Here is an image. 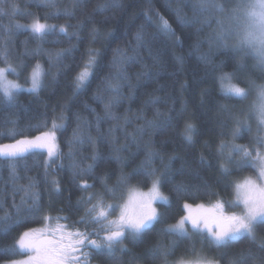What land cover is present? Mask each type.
<instances>
[{
    "label": "trees",
    "instance_id": "trees-1",
    "mask_svg": "<svg viewBox=\"0 0 264 264\" xmlns=\"http://www.w3.org/2000/svg\"><path fill=\"white\" fill-rule=\"evenodd\" d=\"M100 2L103 0H80L79 3L76 0H54L53 7L49 6V0H0V67H7L4 62L6 56L8 63L18 73L9 72L8 78L24 86L29 84L30 74L37 63L47 73L42 77V87L38 92L19 91L13 103H0V145H11L23 139L31 140L51 129L54 116L59 117L63 113L66 118L64 121L57 120V123L66 125L56 133V143L61 155L47 169L46 150L25 153L15 161L0 159V215L9 212L12 213L13 220L17 219L13 204L15 202L20 205L21 199L25 198L20 215L27 216L28 220L21 226L14 227L9 235H0V249L10 244L12 238L24 230L42 225L44 216L67 217L59 223L66 225L68 231H85L86 228L91 231L97 227L78 223L86 207L78 201L89 193H100L105 203L119 204L132 188L149 187L151 179L133 175L128 184L117 189L113 195L105 192L100 178L106 177L108 186L112 187L122 172L127 174L139 169L145 161V143L150 142V147L155 152L152 167L157 169L161 177V192L168 197L167 204H155L157 211L162 213L160 221L136 239L127 236L120 244L115 245L113 252L104 250L97 253L84 248V252L89 253L88 262L175 264L180 259H192L202 254L218 264H229L233 257L239 258L242 254L243 264H260L264 260V225L256 227L255 241L242 237L228 247L221 248L211 245L206 233L193 231L181 236L164 229L184 214L185 203L196 205L220 201L228 210H240V206H228V202L234 199V184L246 175H255L256 167L246 166L237 170L226 158L232 144L248 146L253 156L256 155L254 149L261 152L264 150L254 139L263 135L262 131L258 132L255 114H252L250 107L252 86L249 83H261L264 75L254 69L255 64L249 55L230 45L216 47L207 42L217 27L215 20L211 27L200 24L181 26L175 14L165 7L167 0H151L152 21L144 15L150 7L148 0H115L117 6L104 12H95L94 9ZM218 2L230 9L236 0ZM171 3L172 7L176 6V0H171ZM65 9L73 10L74 14H63ZM155 12H159L169 22L175 30V38L168 37L157 29L158 18ZM182 14L191 21V6L183 7ZM34 19L56 25L57 28L41 37L32 33L29 28L16 27L31 25ZM60 25L67 28L68 35L59 31ZM141 25L144 26L147 43L138 49V61L127 66L130 77L127 83H131L133 87L122 89L123 102L113 108L117 115H127L131 123L124 126L123 120L106 118L97 123L96 116L104 115L103 104L93 98L97 85L101 77L114 71L109 67V62L117 47L124 49L129 55L133 54L130 45L136 47L135 34ZM198 28L202 30L197 32ZM93 29L99 30L95 37ZM109 32L111 36L108 35ZM90 47L101 50L100 67L87 88L74 96L73 79L81 70L86 50ZM67 49L72 51L56 58L58 51ZM177 56L183 57L182 64L177 62ZM202 56L206 58L201 59ZM153 57L156 58L155 65ZM144 64L151 68L150 78L136 75ZM224 72L235 73L233 83L246 89L248 95L245 99L221 93L218 77ZM104 95L107 96V93ZM150 97L156 98L158 102L146 103ZM90 109H95V112ZM157 111L161 116H155ZM137 114L148 119L156 118L160 126L146 130L134 142L128 134L134 133L144 123L142 119H135ZM237 118L246 121V124L241 127V134L234 137L233 129L237 127ZM85 120L89 122L87 127L83 126ZM45 121L47 126H44ZM186 122L195 125L191 140L184 135ZM78 123L83 128L84 142L73 146L74 158L82 161L84 166L92 163L90 157L94 151L99 158L91 174L74 178L72 161L67 154L68 141ZM116 124L121 127L109 134V129ZM222 143L229 145L223 148V155ZM121 146H126V150L117 153L116 148ZM237 158L238 156H233L234 160ZM221 164L232 170L225 174L221 170ZM13 168L15 176L12 174ZM53 178L59 181L58 192L54 191L51 183ZM30 182L33 184L32 191L39 193L40 208L29 214L24 209L32 201L23 189ZM81 182H87L93 187L85 191L79 186ZM180 184L187 190L175 191V187ZM91 238L98 239L95 236ZM222 253L227 255L222 257ZM23 255L24 253L0 255V264Z\"/></svg>",
    "mask_w": 264,
    "mask_h": 264
},
{
    "label": "snow or ice",
    "instance_id": "snow-or-ice-1",
    "mask_svg": "<svg viewBox=\"0 0 264 264\" xmlns=\"http://www.w3.org/2000/svg\"><path fill=\"white\" fill-rule=\"evenodd\" d=\"M80 0H76L79 3ZM149 2V9L144 13L145 17L152 21V9L151 0ZM191 6L193 16L191 21L186 15H183V7ZM49 6H55L54 0H49ZM117 6L115 0H103V2L97 3L94 11L104 12L110 7ZM75 7V4H74ZM171 12L175 14L177 22L181 26H189L190 24H200L201 26L207 25L211 27L212 21L215 20L216 28L213 30V34L209 36L208 41L210 45L216 47H228L229 40L235 37V42L232 47L241 52L247 53L248 50L255 55L257 63L254 65V69L258 70L264 75V0H236L235 6L226 8L224 4L219 3L218 0H176V6L172 7L171 0H167L165 5ZM219 13V16L214 15ZM57 14H60L59 12ZM65 15H73L74 11L65 9L63 11ZM155 16L158 18L156 23L157 29L164 33L168 37L175 38V30L171 27L169 22L160 16L159 12H155ZM16 27L29 28L35 35L43 37L50 31H55L56 25H49L47 23H41L39 19H34L31 25H16ZM202 28H198L197 32ZM59 31L68 35L67 28L64 25L59 26ZM93 36L98 35L99 30L93 29ZM111 36V32L108 33ZM136 47H131L132 55H129L127 51L117 47L114 50V55L109 62V67L114 69L107 75L101 77L100 83L97 85L96 93L93 98L100 101L103 104V116L97 115L96 120L99 123L102 119H109L120 121L123 120L124 126L131 123V119L127 116H120L114 113L113 108L120 105L122 100V89L124 87L132 88L131 83H127L130 79L127 72V66H131L139 59L138 49L144 47L147 43L146 33L144 26L141 25L135 34ZM94 42V41H93ZM199 45H197L198 47ZM72 49L60 50L56 53V58L59 59L65 52H71ZM101 50L98 48H88L86 50V59H84L81 70L77 72L73 79V95H78L81 91L85 90L91 83L96 70L100 67ZM202 56L201 59H205ZM51 59V57H50ZM153 65L156 63V58L153 57ZM178 63H183V57L177 56ZM4 62L7 67L0 68V103L11 104L15 100L17 90L22 88V85L15 81L7 79L9 72L17 74L16 68L13 67L7 61L5 56ZM47 75L42 69L39 63L33 68L30 74V87L27 89L30 92L36 93L42 87V77ZM137 77L150 78L151 68L149 65L144 64L141 66V71L136 73ZM235 73H221L218 77L221 93L223 95L245 99L248 92L245 88L233 83ZM29 79V78H26ZM252 87L258 89V98L260 103L256 106L258 114V132L264 131V84L256 85L254 82L249 81ZM107 93V96L104 95ZM156 98L150 97L146 103H156ZM86 108H90L89 105H85ZM226 107V106H225ZM95 112V109H90ZM156 117L161 116L159 111L155 114ZM66 118L63 113L59 117H53L51 122V130L42 133L31 140L23 139L17 140L11 145H0V159H8L9 161H15L25 153L34 152L37 150H46L48 160L45 161V168L50 167L51 162L59 158L61 155L58 145L56 143V133L66 127L64 123H57V120L64 121ZM80 121V117H77ZM137 120H144V123L138 126L134 133H129V137L134 142L137 140V136H142L148 129L159 127V123L156 118L148 119L141 114L135 116ZM246 124L239 118L236 119V125L233 129V136L238 137L241 134V127ZM47 126V121L45 125ZM83 126H89L88 121H83ZM121 127L120 124H116L109 129V134L114 130ZM195 130V125L191 122H186L184 126L185 138L191 140L192 133ZM250 130V129H249ZM255 143L264 147V136L258 135L254 138ZM91 142V137H89ZM84 142L83 128L80 123L76 129L73 130L72 138L68 141L69 151L68 157L71 159V168L73 169V177L88 175L93 172L98 160V154L94 151L90 159L92 163L86 166L82 165V161L74 158L73 146L76 144H82ZM229 147V145L221 144V155H223V148ZM231 151L227 155V161L229 164H234L235 169H241L246 166H253L259 168V175L264 178V153L259 149H254L256 155L253 156L252 151L249 150L246 145L232 144ZM126 150V146L116 148V152ZM145 161L139 169H134L132 173H121L117 178L116 184L109 187L106 182V177H101L104 190L106 193L115 195L117 189L127 185L133 175H143L145 178L151 179V188L147 193L134 192L129 197L127 204L121 206L119 204H106L103 199V195L100 193H89L86 197H81L78 203L80 205H86L84 215L80 217L78 223L85 225L92 224L97 227L91 231L85 229V231L75 230L67 231V226L58 223L62 219H67L65 216L49 217L44 216L42 219L50 220L55 219L57 221L56 226H46L41 229H26L19 233L18 236L12 238V242L0 249V255H15L17 253H32L26 260H13L9 264H88L89 253L84 252V248H90L94 252H101L107 250L113 252L115 245L120 244L127 236H131L133 239L141 236L147 230H150L153 225L160 221L162 213L158 212L153 206L155 202L168 203V197L161 191V177L158 175L157 169L152 167V159L155 156L154 150L150 147V142L145 143ZM238 156L237 159H233V156ZM119 159V156H117ZM221 170L227 174L232 169L228 168L225 164L220 165ZM15 176V170L12 172ZM54 186V191H60L59 181L55 178L51 181ZM83 190L92 188L93 185L87 182H81L79 185ZM33 184L30 182L23 190L28 194L32 203L24 209L26 213H31L34 210H39V193L32 191ZM184 185L180 184L175 187V191H186ZM236 200L229 201V207H237L242 205L243 212L239 215L236 213L227 214L224 212V204L217 202L211 208L201 210L202 206L198 205L196 211H192V206L185 203L184 209L188 210L187 215L182 216L175 224L169 225L164 231L186 236L188 235V229L186 224H190L194 231L201 234L207 233L210 244L216 248L228 247L232 242L238 241L240 238H248L255 241V230L258 225H264V185H257L251 179H246L243 183H237L235 185ZM95 201V202H93ZM25 198L21 199V204H13L17 219L13 220L12 213L4 212L0 215V235L7 236L11 233L14 227H19L23 223L28 222L27 216H21V206L24 204ZM115 208H120V214L116 219H109V215ZM209 217H211V226L209 223ZM59 234L58 239H53L52 236ZM98 237V239H92L91 237ZM126 249H121L124 251ZM222 257L227 255L221 254ZM207 264H213L212 261H208ZM229 264H243V256L239 258L233 257ZM264 264V260L260 262Z\"/></svg>",
    "mask_w": 264,
    "mask_h": 264
},
{
    "label": "rangeland",
    "instance_id": "rangeland-1",
    "mask_svg": "<svg viewBox=\"0 0 264 264\" xmlns=\"http://www.w3.org/2000/svg\"><path fill=\"white\" fill-rule=\"evenodd\" d=\"M236 3V2H235ZM234 6H235V4H234ZM233 6V7H234ZM235 42V37H232L230 40H229V43H228V45H230L231 47H232V44ZM241 52V51H240ZM243 54H247V55H249L251 58H252V60H253V63L254 64H256L257 63V61H256V58H255V55L253 54V53H251V51L250 50H248V52L247 53H245V52H242ZM0 68H5V67H0ZM7 79L8 80H10V81H15V80H11V79H9L8 78V76H7ZM15 82H17V81H15ZM18 83V82H17ZM19 84V83H18ZM260 84H264V80L261 82V83H259V84H257V85H260ZM21 85V84H20ZM30 87V82H29V84L28 85H26V86H24V85H22V88L21 89H19V90H17V92H19V91H28L27 89ZM28 92H30V91H28ZM251 102H250V107H251V110H252V114L254 115L255 114V116H254V119H255V123H256V125L258 126V114H257V111H256V106L260 103V100H259V98H258V89L257 88H255V87H252V91H251ZM49 130H51V129H49ZM262 135L264 136V131H262ZM262 153H264V150H263V152ZM259 168L258 167H256V174L255 175H246V176H244V177H242L240 180H238L237 182H235V184H234V199H233V201H235L236 200V195H237V193H236V190H235V185L237 184V183H243L246 179H251L252 181H254L257 185H264V178H262L260 175H259ZM151 188V184H150V186L149 187H147V188H144V189H141V188H132L131 190H129V192L127 193V195H126V197H125V199H124V201L122 202V203H119V205H121V206H123V205H125V204H127L128 203V201H129V197H130V195H132L134 192H139V193H147L148 191H149V189ZM161 191V190H160ZM217 202H220V201H214V202H210V203H200V204H196V205H191V204H189V205H191L192 206V211H196L197 210V206L198 205H200V206H202V209L201 210H205V209H209V208H211L214 204H216ZM221 203V202H220ZM106 204H111V203H106ZM155 204H156V202L154 203V207H155ZM240 210L239 211H231V210H228L227 208H226V206L224 205V212L225 213H227V214H232V213H236L237 215H239V214H241L242 212H243V206L242 205H240ZM156 208V207H155ZM187 211L188 210H186L185 209V211H184V214L182 215V216H185V215H187ZM119 214H120V208H115V210H112L111 211V214L109 215V219H116L118 216H119ZM181 216V217H182ZM180 217V218H181ZM179 218V219H180ZM178 219V220H179ZM177 220V221H178ZM176 221V222H177ZM176 222H174V223H172V224H175ZM59 223V222H58ZM209 223H210V226H211V217H209ZM56 224H57V221L56 220H54V219H50V220H45L44 221V223L42 224V225H40L39 227H37V228H35V229H41V228H44V227H46V226H50V227H55L56 226ZM61 224V223H60ZM171 224V225H172ZM63 225V224H62ZM185 227L188 229V233L189 232H193L194 230L191 228V225L190 224H186L185 225ZM68 231V230H67ZM206 233V232H205ZM207 234V233H206ZM52 238L53 239H58L59 238V234H55V235H53L52 236ZM83 251H84V249H83ZM29 255H33L32 253H26V254H24L22 257H19V258H16V259H12V260H10V261H13V260H26L27 258H28V256ZM10 261H6V262H3L2 264H9V262ZM208 261H212L213 262V264H218L215 260H213V259H211V258H208V257H206L205 255H199V256H197L196 258H192V259H180V260H178V261H176V263L175 264H207V262ZM88 264H90L89 262H88Z\"/></svg>",
    "mask_w": 264,
    "mask_h": 264
},
{
    "label": "bare ground",
    "instance_id": "bare-ground-1",
    "mask_svg": "<svg viewBox=\"0 0 264 264\" xmlns=\"http://www.w3.org/2000/svg\"><path fill=\"white\" fill-rule=\"evenodd\" d=\"M7 2V1H6ZM17 5V4H16ZM18 6V5H17ZM20 8V7H19ZM20 12V11H19ZM25 23V22H24ZM11 46V45H10ZM240 52V51H239ZM46 76V75H45ZM263 79V78H262ZM251 86V85H250Z\"/></svg>",
    "mask_w": 264,
    "mask_h": 264
}]
</instances>
